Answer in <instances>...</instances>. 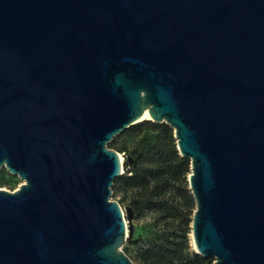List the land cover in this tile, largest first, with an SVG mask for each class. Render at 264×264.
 <instances>
[{
	"label": "water",
	"instance_id": "water-1",
	"mask_svg": "<svg viewBox=\"0 0 264 264\" xmlns=\"http://www.w3.org/2000/svg\"><path fill=\"white\" fill-rule=\"evenodd\" d=\"M167 122L191 244L264 264V0H0V264H137L109 144Z\"/></svg>",
	"mask_w": 264,
	"mask_h": 264
},
{
	"label": "trees",
	"instance_id": "trees-1",
	"mask_svg": "<svg viewBox=\"0 0 264 264\" xmlns=\"http://www.w3.org/2000/svg\"><path fill=\"white\" fill-rule=\"evenodd\" d=\"M109 146L126 155L113 196L133 217H152L151 232L126 242L125 252L137 264H215L191 244L196 210L191 159L181 154L174 128L144 120L116 135Z\"/></svg>",
	"mask_w": 264,
	"mask_h": 264
},
{
	"label": "rangeland",
	"instance_id": "rangeland-1",
	"mask_svg": "<svg viewBox=\"0 0 264 264\" xmlns=\"http://www.w3.org/2000/svg\"><path fill=\"white\" fill-rule=\"evenodd\" d=\"M120 153L124 157L125 161L126 155L122 152ZM7 170L8 169L6 167L0 169V182H5V185L0 187H3L8 190H14L18 188L20 184L24 182V180L18 175H14L12 173L8 174ZM113 198L118 200L119 196H113ZM123 209L125 211V218L128 227V235L126 242L131 239L138 238L139 236H146L151 232L152 217L150 215L141 218H135L133 217L132 213H129L126 205H123Z\"/></svg>",
	"mask_w": 264,
	"mask_h": 264
},
{
	"label": "bare ground",
	"instance_id": "bare-ground-1",
	"mask_svg": "<svg viewBox=\"0 0 264 264\" xmlns=\"http://www.w3.org/2000/svg\"><path fill=\"white\" fill-rule=\"evenodd\" d=\"M122 158H124V157L122 156Z\"/></svg>",
	"mask_w": 264,
	"mask_h": 264
}]
</instances>
